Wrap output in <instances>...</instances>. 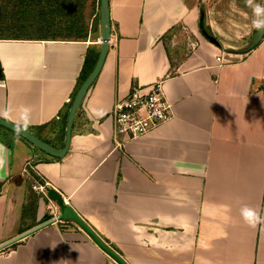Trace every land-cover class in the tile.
<instances>
[{"label": "crops", "instance_id": "obj_1", "mask_svg": "<svg viewBox=\"0 0 264 264\" xmlns=\"http://www.w3.org/2000/svg\"><path fill=\"white\" fill-rule=\"evenodd\" d=\"M0 5L8 32L0 37V119L22 124L19 110L28 107L25 130L61 150L85 53L100 49V0ZM108 9V51L76 111L67 153L53 158L0 128L8 161L0 245L51 219L56 204L31 190L35 178L126 264H264V231L240 215L244 205L264 215V36L246 50L258 30L252 8L246 0H108ZM202 16L217 46L202 35ZM158 81L171 119L117 147L114 104ZM31 191L35 211L22 216ZM0 264L117 263L64 220L1 250Z\"/></svg>", "mask_w": 264, "mask_h": 264}, {"label": "water", "instance_id": "obj_2", "mask_svg": "<svg viewBox=\"0 0 264 264\" xmlns=\"http://www.w3.org/2000/svg\"><path fill=\"white\" fill-rule=\"evenodd\" d=\"M203 37L209 41L211 44L218 45L214 38L210 37L205 31H201ZM99 34H100V49L98 52V57L95 62L93 69L91 70L90 74L87 78L83 81L80 85L78 90L76 91L73 100L70 104V108L67 113L66 123H65V139L64 145L61 150H55L45 144L44 142L38 140L33 134L29 131L21 128V130L17 131V126L11 124L5 120L0 119V128H3L18 137L24 139L28 142L31 146L39 149L43 153L53 157V158H62L68 151L69 144H70V135H71V128L74 121V117L76 111L81 104L88 88L96 79L97 75L99 74L103 62L105 60L109 40L111 35V26H110V18H109V9H108V0H100L99 6ZM264 36V28H258V30L253 34L251 38V43L247 47V51L254 49L259 42L262 40ZM46 197L48 200L54 202L58 207V215L56 218H51L50 220L40 224L27 232L20 234L16 238L6 242L5 244L0 245V251L11 246L25 237L30 236L31 234L55 223L56 221H72L74 222L105 254H107L111 259H113L117 264H126L117 254H115L102 240L98 238V236L84 223L79 216L63 201L62 197L53 189L46 188Z\"/></svg>", "mask_w": 264, "mask_h": 264}, {"label": "built area", "instance_id": "obj_3", "mask_svg": "<svg viewBox=\"0 0 264 264\" xmlns=\"http://www.w3.org/2000/svg\"><path fill=\"white\" fill-rule=\"evenodd\" d=\"M186 41L189 51H194L197 42L188 38ZM215 62L218 66L224 64L221 55L215 57ZM110 116L115 145L122 147L126 142L137 140L168 122L172 117L171 104L166 101L161 82L158 81L146 88H132L124 99L114 104ZM120 138L123 141H119ZM31 188L36 194L46 197V184H40L33 178ZM48 207L51 218H56L58 207L53 203Z\"/></svg>", "mask_w": 264, "mask_h": 264}, {"label": "clouds", "instance_id": "obj_4", "mask_svg": "<svg viewBox=\"0 0 264 264\" xmlns=\"http://www.w3.org/2000/svg\"><path fill=\"white\" fill-rule=\"evenodd\" d=\"M249 7L252 8L253 15L255 19L253 24L256 28H264V5L254 3V0H246ZM5 117L8 113H3ZM19 121L22 122L17 124V131L19 132L21 128L26 129L30 123V109L28 107H21L19 110ZM7 156L4 154L2 146H0V169H3L7 165ZM240 215L249 227L256 229L260 227L261 231H264V215H261L257 208L244 205L241 208Z\"/></svg>", "mask_w": 264, "mask_h": 264}, {"label": "trees", "instance_id": "obj_5", "mask_svg": "<svg viewBox=\"0 0 264 264\" xmlns=\"http://www.w3.org/2000/svg\"><path fill=\"white\" fill-rule=\"evenodd\" d=\"M0 4H1V0H0ZM0 9H1V5H0ZM200 30L201 31H205L210 37H212L210 31L208 30V28L204 25V19L203 16L200 20ZM6 33L8 32H4L0 30V37H2L3 35H6ZM68 35L69 34H73L75 35V37L77 39H81L84 40L87 37V33L84 31H69L66 32ZM98 57V53L93 49V48H88L84 59H83V64L81 67V71L79 74V77L77 79V83H76V89L74 91V94L72 96L71 101L73 100V97L76 93V91L78 90V88L80 87V85L83 83V81L87 78V76L90 74L91 70L93 69L95 62L97 60ZM71 104V103H70ZM70 105H68L69 108ZM68 108L65 111L64 115L62 116V122L64 123L66 121L67 118V113H68ZM36 202H37V197L35 194H33V192H30V196L28 197V204L24 207L23 212H22V216L33 213L35 211V206H36ZM50 219V217H46L44 221Z\"/></svg>", "mask_w": 264, "mask_h": 264}, {"label": "rangeland", "instance_id": "obj_6", "mask_svg": "<svg viewBox=\"0 0 264 264\" xmlns=\"http://www.w3.org/2000/svg\"><path fill=\"white\" fill-rule=\"evenodd\" d=\"M31 187V186H30ZM32 190V189H31ZM33 191V190H32ZM34 192V191H33Z\"/></svg>", "mask_w": 264, "mask_h": 264}]
</instances>
